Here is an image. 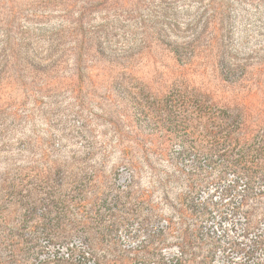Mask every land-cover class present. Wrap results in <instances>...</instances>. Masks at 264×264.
<instances>
[{
  "label": "rangeland",
  "instance_id": "1",
  "mask_svg": "<svg viewBox=\"0 0 264 264\" xmlns=\"http://www.w3.org/2000/svg\"><path fill=\"white\" fill-rule=\"evenodd\" d=\"M0 264H264V0H0Z\"/></svg>",
  "mask_w": 264,
  "mask_h": 264
}]
</instances>
